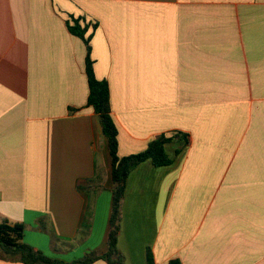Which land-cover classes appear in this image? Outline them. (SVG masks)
<instances>
[{
  "label": "crops",
  "instance_id": "obj_1",
  "mask_svg": "<svg viewBox=\"0 0 264 264\" xmlns=\"http://www.w3.org/2000/svg\"><path fill=\"white\" fill-rule=\"evenodd\" d=\"M72 17L93 33L119 155L180 136L172 164L128 177L126 264L148 248L156 264H264V0H0V222L66 262L108 249L112 157ZM0 264L23 263L0 249Z\"/></svg>",
  "mask_w": 264,
  "mask_h": 264
},
{
  "label": "trees",
  "instance_id": "obj_2",
  "mask_svg": "<svg viewBox=\"0 0 264 264\" xmlns=\"http://www.w3.org/2000/svg\"><path fill=\"white\" fill-rule=\"evenodd\" d=\"M80 21L79 18L72 17V22L68 21V28L72 34L80 37L86 45V74L89 84L88 106L92 107L99 116L112 157L113 200L107 240L108 249L105 253L90 251L82 258L72 262L52 258L24 242V224L11 223L9 219L3 218L0 222V249L7 255L18 256L23 264H94L100 260L107 264H126L125 257L118 247V240L128 177L134 169L147 160H151L156 167L172 164L173 159L166 153L165 144L180 138L179 135L170 137L162 135L151 141L144 151L127 156L119 155V131L112 116L110 87L106 80L98 79L95 74L91 46L93 33H88L89 25L83 26ZM96 27L97 25L94 24L93 30ZM40 227L45 229V225L41 221ZM147 264H156L150 248L147 250ZM171 264L178 263L172 261Z\"/></svg>",
  "mask_w": 264,
  "mask_h": 264
},
{
  "label": "rangeland",
  "instance_id": "obj_3",
  "mask_svg": "<svg viewBox=\"0 0 264 264\" xmlns=\"http://www.w3.org/2000/svg\"><path fill=\"white\" fill-rule=\"evenodd\" d=\"M76 260H78V259H76ZM73 261H75V260H73ZM72 262V261H71Z\"/></svg>",
  "mask_w": 264,
  "mask_h": 264
}]
</instances>
